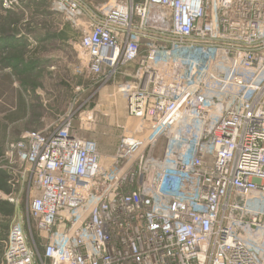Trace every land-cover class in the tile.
<instances>
[{"label": "built area", "instance_id": "obj_1", "mask_svg": "<svg viewBox=\"0 0 264 264\" xmlns=\"http://www.w3.org/2000/svg\"><path fill=\"white\" fill-rule=\"evenodd\" d=\"M51 6L79 34V72L146 134L121 125L108 163L76 110L7 142L0 170L20 190L3 264H264V0Z\"/></svg>", "mask_w": 264, "mask_h": 264}, {"label": "rangeland", "instance_id": "obj_2", "mask_svg": "<svg viewBox=\"0 0 264 264\" xmlns=\"http://www.w3.org/2000/svg\"><path fill=\"white\" fill-rule=\"evenodd\" d=\"M86 1L90 5L108 0ZM19 3L20 9L12 11L0 6V36L25 25L32 32L24 30L23 41L13 48L7 49V44L0 40V125L8 126L4 143L26 131L54 126L68 113L78 110L73 119L77 133L95 139L109 163L123 133L121 125L135 131L140 121L128 118L126 101L113 85L100 87L96 78L79 72L82 67L77 46L79 34L52 10L51 0H19ZM9 55H13L11 66L5 61ZM2 57H5L3 62ZM88 112L93 113L95 121L87 120ZM19 190L18 186V190L10 193L18 195ZM10 193L0 191V200L6 201ZM20 198L21 214L25 218L27 203L25 196ZM8 216L0 212V229L11 225ZM30 227L43 255L44 242L36 223L31 221Z\"/></svg>", "mask_w": 264, "mask_h": 264}, {"label": "trees", "instance_id": "obj_3", "mask_svg": "<svg viewBox=\"0 0 264 264\" xmlns=\"http://www.w3.org/2000/svg\"><path fill=\"white\" fill-rule=\"evenodd\" d=\"M43 1L44 0H41V2H43ZM45 1H47V0H45ZM35 12H37V11H35ZM47 15H49V14H47ZM25 26H23L22 29H21V27L18 26L17 28H15V31L0 36V40L3 41V43L7 44V47H6L7 49L8 48H13V47L17 46V45H15L16 43H21V41H23L22 40L23 38H22L21 35L24 32V30H25V32L32 34L31 29L30 28L26 29ZM64 39H65V37H64ZM12 57H13V55H9V57L6 58V60H5L9 66L12 65V62H13ZM4 58L5 57H2V62H3ZM18 59L21 60L22 57H20ZM28 59H29V57H28ZM74 124L75 123L73 122V127L75 128ZM7 129H8L7 125H3V126L0 125V156L3 155V153L5 152L6 143H4V142L6 141V137H7ZM17 139H14V140H17ZM11 190H13V189H12L10 183H9V175H8V173L5 170H0V191L6 192V193H10ZM0 212L2 214L11 215L12 212H13V204L10 203L7 200L6 201L0 200Z\"/></svg>", "mask_w": 264, "mask_h": 264}, {"label": "crops", "instance_id": "obj_4", "mask_svg": "<svg viewBox=\"0 0 264 264\" xmlns=\"http://www.w3.org/2000/svg\"><path fill=\"white\" fill-rule=\"evenodd\" d=\"M13 207H14V205H13ZM14 213H15V207L13 209L12 214L8 216L11 220L13 219ZM9 227H10V225H9ZM9 227L6 226V228L4 227V229H0V264H3V261H4L5 242L8 238Z\"/></svg>", "mask_w": 264, "mask_h": 264}]
</instances>
